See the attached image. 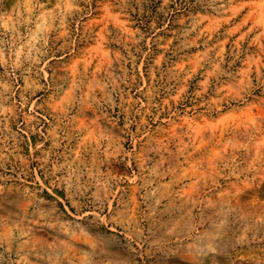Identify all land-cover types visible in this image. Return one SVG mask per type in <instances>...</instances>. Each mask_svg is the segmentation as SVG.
<instances>
[{"label":"rangeland","instance_id":"374dc122","mask_svg":"<svg viewBox=\"0 0 264 264\" xmlns=\"http://www.w3.org/2000/svg\"><path fill=\"white\" fill-rule=\"evenodd\" d=\"M0 264H264V0H0Z\"/></svg>","mask_w":264,"mask_h":264}]
</instances>
